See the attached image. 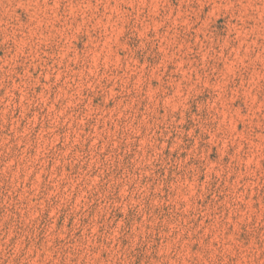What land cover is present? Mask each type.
I'll use <instances>...</instances> for the list:
<instances>
[{"label":"rangeland","instance_id":"obj_1","mask_svg":"<svg viewBox=\"0 0 264 264\" xmlns=\"http://www.w3.org/2000/svg\"><path fill=\"white\" fill-rule=\"evenodd\" d=\"M0 264H264V0H0Z\"/></svg>","mask_w":264,"mask_h":264}]
</instances>
